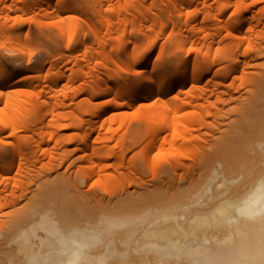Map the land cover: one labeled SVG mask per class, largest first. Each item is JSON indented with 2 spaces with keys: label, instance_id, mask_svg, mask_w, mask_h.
<instances>
[{
  "label": "bare ground",
  "instance_id": "1",
  "mask_svg": "<svg viewBox=\"0 0 264 264\" xmlns=\"http://www.w3.org/2000/svg\"><path fill=\"white\" fill-rule=\"evenodd\" d=\"M0 264H264V0H0Z\"/></svg>",
  "mask_w": 264,
  "mask_h": 264
},
{
  "label": "rangeland",
  "instance_id": "2",
  "mask_svg": "<svg viewBox=\"0 0 264 264\" xmlns=\"http://www.w3.org/2000/svg\"><path fill=\"white\" fill-rule=\"evenodd\" d=\"M29 25H30V24H29ZM31 26H32V25H30V27H31ZM40 27L42 28L43 31H45L46 29H48V30L52 29V28H50L51 26H48V25H45V26L43 25V26H40ZM168 27H169V28H168ZM35 28H36V26H35ZM35 28H34V26H33V29H35ZM36 29H39V28H36ZM36 29H35V31H36ZM44 29H45V30H44ZM169 29H170V26L168 25V26L164 29L165 31L163 30V35H164V36H165L166 32H168V33L170 32ZM164 32H165V33H164ZM168 33H167V34H168ZM153 35H154V32H153ZM163 35H161L162 37L160 36L159 40H162V38L164 37ZM167 36H168V35H167ZM167 36H166V37H167ZM167 38H168V37H167ZM167 38H165V39L167 40ZM163 39H164V38H163ZM159 40H158V41H159ZM162 41L164 42L165 40H162ZM162 41H159V42H162ZM183 172H184V171H181V173H183ZM179 173H180V172H179Z\"/></svg>",
  "mask_w": 264,
  "mask_h": 264
}]
</instances>
